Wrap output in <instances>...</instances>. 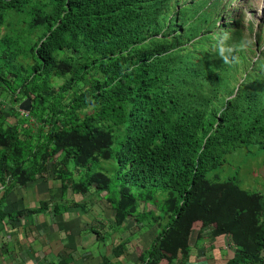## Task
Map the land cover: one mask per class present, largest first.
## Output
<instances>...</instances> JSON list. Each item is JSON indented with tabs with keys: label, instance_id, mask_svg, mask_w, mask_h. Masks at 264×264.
Segmentation results:
<instances>
[{
	"label": "trees",
	"instance_id": "obj_1",
	"mask_svg": "<svg viewBox=\"0 0 264 264\" xmlns=\"http://www.w3.org/2000/svg\"><path fill=\"white\" fill-rule=\"evenodd\" d=\"M219 5L0 0V249L16 236L46 264L97 259L67 246L62 228L44 242L34 224L86 213L51 202L72 190L115 212L112 233L94 225L82 237L106 241L129 218L139 235L159 229L138 264H188L221 237L234 248L225 264H264V190L245 188L244 165L219 173L233 153H264V46L245 39L238 15L221 22ZM25 100L28 114L18 110ZM257 169L264 175L263 161ZM51 181L58 192L49 186L38 206L5 210L18 189ZM122 239L92 264H122Z\"/></svg>",
	"mask_w": 264,
	"mask_h": 264
},
{
	"label": "rangeland",
	"instance_id": "obj_2",
	"mask_svg": "<svg viewBox=\"0 0 264 264\" xmlns=\"http://www.w3.org/2000/svg\"><path fill=\"white\" fill-rule=\"evenodd\" d=\"M240 1H243V4L241 5L242 9L241 11H237V14H242L243 16L245 39L248 42H251L252 40L256 41V35H258L257 38L261 39L264 44V0H222V3L225 7L224 10L228 11L230 15H233L234 8L240 4ZM249 23L252 25L251 33H249L250 29L247 28ZM88 113H90V111ZM262 161L264 162V153H256L252 150H247V153L240 157L233 153L228 157V162L225 166L227 168L222 169L219 173L223 178H225L231 174L236 167L244 165L240 174L241 178L243 179L242 183L244 186H246L245 188L257 187L260 190H264V187L262 186L264 180L260 178L264 175L258 174V172L260 173L261 170H256V168L261 165ZM46 181H48L47 178ZM51 185L55 187L53 188V191H57L59 188L58 181H51L47 182L46 184H39L37 182L30 183L27 185V187L18 189L14 196L8 198V203L5 210H10L15 207H19V209H21L25 207L31 208L33 206H38L39 200L45 197V193L48 190L47 188ZM42 194H44V196H42ZM61 196L63 198H61ZM102 196H105V192L102 193ZM59 201H64L65 203L69 204H84L87 209L86 213H83L85 209L82 208V206H78V212H69L70 215L65 213L61 217L62 219L59 217L51 218L49 214L45 217L42 215H37L33 217L34 224L37 225V229L44 234L41 236V238L44 239V242H46L48 239L51 240L54 237L53 232L51 231L56 227L70 232L72 235L69 237L70 240L67 241V246L73 248L75 247V250H77L79 254H83L84 252H88L90 250H93L96 253L97 259H90L87 261V264L99 263L101 261L100 256H98L97 253H103L110 256L112 247L119 244L122 238H128L129 243L127 248L130 249V255L120 258L121 263L138 264L137 257L153 240L154 233L159 231L156 226H153L149 227L146 232L139 235L136 232H133L135 229L134 221L129 218L126 219L124 224L119 228L118 233H116L114 237L109 236L110 238H108L106 241H102V239L98 240V237L100 236L90 233L82 237L85 231L94 225L97 226L98 230L103 235L104 233H106V235H108V233H112L110 225L111 223H114V210H112L110 204L102 198L91 196V194L81 196V194H76L72 190H67L65 194H61V192L54 194V198H52L51 202L58 203ZM10 203H12V205ZM140 209L141 211H152L153 206L150 204L141 203ZM71 211H73V208H71ZM50 233H52V235ZM194 237L195 231H193L191 235L190 244L193 243ZM30 240L32 241V238ZM1 242L3 243L4 250L7 255H9L10 250L12 251L16 244H19L16 236L9 237L4 235L1 238ZM212 243L215 250L213 253L207 252L206 255H204V252L200 250L194 256V250H192L193 255L188 264H200V260H203L204 263L206 258L209 264H225V261L232 257L234 248L230 244V239L228 237L217 238ZM206 244H208V240L205 239V245ZM217 248H219V250L222 249L225 252L218 253ZM1 250L3 251V249ZM198 257L201 259H198ZM42 264H45V262L43 261Z\"/></svg>",
	"mask_w": 264,
	"mask_h": 264
},
{
	"label": "crops",
	"instance_id": "obj_3",
	"mask_svg": "<svg viewBox=\"0 0 264 264\" xmlns=\"http://www.w3.org/2000/svg\"><path fill=\"white\" fill-rule=\"evenodd\" d=\"M17 208L19 209V207H17ZM7 235H9V234L7 233ZM29 247H30V245L27 244V242H26V244H21V245L20 244H18V245L16 244L14 246L13 250L12 251L10 250L9 255H7V253L5 252L4 249H3V251L0 249V264H42V262H41L42 260L41 259L47 253L44 252V254H43L41 252L42 249H40L38 247L34 248L33 250L30 249L31 247L30 248ZM214 251L215 250H213V252ZM197 252L198 251H196V254H197ZM217 252L218 253H220V252L224 253L225 251L222 250V249L219 250V248H217ZM204 255H206V253ZM194 256H195V254H194ZM198 259H201V258L198 257ZM206 260H207V258L204 260V263H203V260H200L201 261L200 264L207 263Z\"/></svg>",
	"mask_w": 264,
	"mask_h": 264
},
{
	"label": "clouds",
	"instance_id": "obj_4",
	"mask_svg": "<svg viewBox=\"0 0 264 264\" xmlns=\"http://www.w3.org/2000/svg\"><path fill=\"white\" fill-rule=\"evenodd\" d=\"M205 2H209V4H211V3H213V2H215V0H204ZM216 1H218V4H220L219 5V9H220V11L223 9H225V7H224V4L222 3V0H216ZM240 4V6L238 5V6H236L235 8H234V11H233V15H230V13L228 12V11H226V10H224L225 12L222 14V16H221V22H223L224 24H227V23H225V22H227V20H228V18L230 19H232V18H236V16L238 15V18L239 19H243V16H242V14H237V11H241V9H242V4H243V1H240L239 2ZM223 4V5H222ZM244 23V22H243ZM233 25V24H232ZM251 24L249 23V26H250ZM252 26V25H251ZM248 27V26H247ZM244 28H245V26H244ZM261 42H263L262 40H261ZM263 46H264V44H263Z\"/></svg>",
	"mask_w": 264,
	"mask_h": 264
},
{
	"label": "water",
	"instance_id": "obj_5",
	"mask_svg": "<svg viewBox=\"0 0 264 264\" xmlns=\"http://www.w3.org/2000/svg\"><path fill=\"white\" fill-rule=\"evenodd\" d=\"M18 110L21 113H26L28 114L31 110V103L30 100H25L24 102H22L19 106H18Z\"/></svg>",
	"mask_w": 264,
	"mask_h": 264
}]
</instances>
